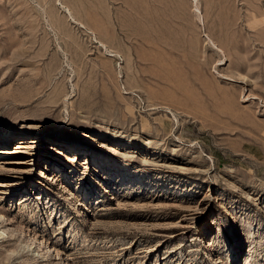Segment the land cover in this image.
Segmentation results:
<instances>
[{
	"label": "rangeland",
	"instance_id": "374dc122",
	"mask_svg": "<svg viewBox=\"0 0 264 264\" xmlns=\"http://www.w3.org/2000/svg\"><path fill=\"white\" fill-rule=\"evenodd\" d=\"M1 158L0 264H264V0H0Z\"/></svg>",
	"mask_w": 264,
	"mask_h": 264
},
{
	"label": "bare ground",
	"instance_id": "6f19581e",
	"mask_svg": "<svg viewBox=\"0 0 264 264\" xmlns=\"http://www.w3.org/2000/svg\"><path fill=\"white\" fill-rule=\"evenodd\" d=\"M21 147H28V148H33V147H36L35 145H33L32 143H24L22 145H20ZM76 149H78L79 151H84V146L83 145H78V146H75ZM72 157L71 158H68L69 161H75L77 159V156L80 155V153H72ZM3 158L0 159V168L1 169H7V170H12V171H20L21 169H18L17 167L15 166H12V163H15L13 161H9V160H2ZM105 158L101 159V161H97L96 162V166L97 168H100L99 170H104L105 168V172H106V177H108L107 175L110 174V173H107V169H112V165L108 162H104ZM18 162V161H17ZM62 166L65 165V163L63 162L61 164ZM9 168V169H8ZM126 167H118L117 170H116V173L118 174V177L115 178V181H118L119 178H123V176H125L126 174V170H125ZM128 178L131 179V180H135V174L134 173H131L129 172V175H128ZM52 179H54L55 181L58 180V182H60L62 179H63V172H62V168L59 167V171H58V174H55L54 173V177H52ZM121 181V180H120ZM5 184V183H4ZM126 186V190H130V189H138V190H142L143 193H145L144 195H149V196H158L159 193L157 194V192L153 193L150 191V189L145 185H142V184H136L134 181H131L130 183H125L124 184ZM80 186V184H79ZM147 191V192H146ZM71 192V191H70ZM72 201V200H71ZM78 205V204H77ZM7 233L6 229H3L2 232H1V235L2 234H5Z\"/></svg>",
	"mask_w": 264,
	"mask_h": 264
}]
</instances>
